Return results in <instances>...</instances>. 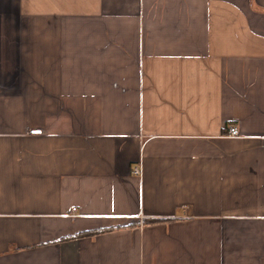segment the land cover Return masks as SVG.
<instances>
[{"label":"crops","instance_id":"0c3cea01","mask_svg":"<svg viewBox=\"0 0 264 264\" xmlns=\"http://www.w3.org/2000/svg\"><path fill=\"white\" fill-rule=\"evenodd\" d=\"M0 264H264V0H0Z\"/></svg>","mask_w":264,"mask_h":264},{"label":"built area","instance_id":"2783aa9c","mask_svg":"<svg viewBox=\"0 0 264 264\" xmlns=\"http://www.w3.org/2000/svg\"><path fill=\"white\" fill-rule=\"evenodd\" d=\"M30 131L35 132V133L36 132L39 133L41 131V129H31ZM226 134L228 136H238L239 135V130H238V128L235 125H230L227 128ZM132 171L135 174H140L141 173V166L139 164L134 166ZM72 209H75V208L73 207Z\"/></svg>","mask_w":264,"mask_h":264},{"label":"trees","instance_id":"16d2710c","mask_svg":"<svg viewBox=\"0 0 264 264\" xmlns=\"http://www.w3.org/2000/svg\"><path fill=\"white\" fill-rule=\"evenodd\" d=\"M77 234H79V235H80L81 233H77Z\"/></svg>","mask_w":264,"mask_h":264}]
</instances>
